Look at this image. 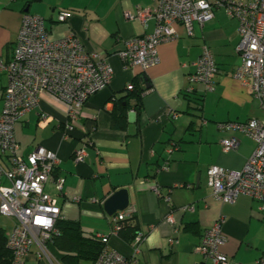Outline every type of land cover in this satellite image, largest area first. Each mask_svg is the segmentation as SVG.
<instances>
[{
	"label": "crops",
	"instance_id": "crops-1",
	"mask_svg": "<svg viewBox=\"0 0 264 264\" xmlns=\"http://www.w3.org/2000/svg\"><path fill=\"white\" fill-rule=\"evenodd\" d=\"M137 5L155 9L157 0H0V58L6 62L13 58L22 16L30 13L45 19L51 39L74 33L87 51L106 56L114 69L110 85L89 98L68 133L64 105L45 94L16 125L20 152L28 155L43 146L58 154L53 175L65 178L59 194L62 220L79 222L99 238L111 230L105 201L117 190L129 189L130 206L136 208L134 230L146 231V239L135 245L119 233L108 242L129 258V264H213L196 247L220 218L227 239L221 250L242 264H264V213L259 203L245 194L223 202L208 186L211 165L242 169L256 147L244 133L220 131L217 123L262 116L251 89L233 76L239 61L238 21L218 8L212 20L195 26L192 36L178 25L181 37L160 45L157 65L127 70L118 55L125 41L152 33L156 26L155 19L126 17V12L136 14ZM63 10L73 16L60 23L57 16ZM204 44L211 47L218 65L214 89L196 83L190 93V76ZM131 82L134 88L129 90ZM136 83L146 89L140 100L132 93ZM7 84L6 73L0 71V116ZM231 136L240 144L224 151L221 140ZM80 149L85 155L78 163L75 154ZM10 160L9 153L0 151V168L9 169ZM153 185L170 200L158 197ZM47 190L57 194L52 181ZM171 213L178 232L166 220ZM14 222L0 214L7 233ZM170 238L178 242L171 244ZM26 264L38 262L31 255Z\"/></svg>",
	"mask_w": 264,
	"mask_h": 264
},
{
	"label": "built area",
	"instance_id": "built-area-1",
	"mask_svg": "<svg viewBox=\"0 0 264 264\" xmlns=\"http://www.w3.org/2000/svg\"><path fill=\"white\" fill-rule=\"evenodd\" d=\"M218 8L225 9L238 21L239 61L233 76L251 89L262 116L217 123L220 131L244 133L255 141L256 147L242 169L211 165L207 173L208 186L213 196L223 202H234L240 195H248L259 203V211L264 213V0H157L155 9L137 5L136 14L126 12V17L142 22L155 19V29L152 33L125 41L118 55L125 69L139 67L145 71L160 62V45L181 37L178 25L192 36L195 26H204L212 20ZM72 16V11L63 10L57 20L64 23ZM195 67L190 76L192 85L187 92H194L193 84L196 83L212 91L218 65L209 45L202 46ZM0 71L5 72L8 79L0 116V151L11 157L10 168H0V214L15 221L7 233V245L13 254L12 264H26L31 255L38 261L45 259L48 264H62L50 250L52 238L58 234L57 223L62 218L59 194L63 192L65 178L53 175L60 159L56 152L43 146L23 155L16 138V125L48 94L65 107L67 133L74 130L89 98L110 85L114 69L106 56L87 51L76 34L51 39L43 17L24 13L13 58L7 62L0 58ZM133 88L134 83H129L128 89ZM239 144L240 140L235 136L221 140L224 151L234 150ZM168 151L172 152L173 148ZM84 155V149L77 150L76 162L83 161ZM50 181L56 195L47 190ZM152 189L158 197L170 200L169 194L163 196L159 186L153 185ZM135 216L136 208L131 206L108 216L110 234L100 236L104 247L94 264H129V258L112 249L108 242L111 235L119 234L123 221ZM166 220L175 232L179 231L172 213ZM223 223L224 219L220 218L206 229L196 251L210 258L213 264H242L221 250L227 240ZM146 236V231H137L134 244L144 242ZM169 241L171 244L178 242L176 238Z\"/></svg>",
	"mask_w": 264,
	"mask_h": 264
},
{
	"label": "trees",
	"instance_id": "trees-1",
	"mask_svg": "<svg viewBox=\"0 0 264 264\" xmlns=\"http://www.w3.org/2000/svg\"><path fill=\"white\" fill-rule=\"evenodd\" d=\"M136 84V88L132 93L140 100L142 92L146 89ZM121 118L124 120L126 116L122 115ZM135 218L136 216L131 220L123 221V227L119 232L128 239H134L137 233L135 231L137 226L133 224ZM57 227L58 234L52 238L50 250L59 258L61 263L94 264L104 247L102 239L96 234L87 233L81 224L76 221L62 220L61 218L57 223ZM6 233V228L0 225V264H12L13 262V254L7 245Z\"/></svg>",
	"mask_w": 264,
	"mask_h": 264
},
{
	"label": "water",
	"instance_id": "water-1",
	"mask_svg": "<svg viewBox=\"0 0 264 264\" xmlns=\"http://www.w3.org/2000/svg\"><path fill=\"white\" fill-rule=\"evenodd\" d=\"M129 206H130V192L128 188H121L117 190L104 203V208L108 216H113L118 211H123Z\"/></svg>",
	"mask_w": 264,
	"mask_h": 264
},
{
	"label": "rangeland",
	"instance_id": "rangeland-1",
	"mask_svg": "<svg viewBox=\"0 0 264 264\" xmlns=\"http://www.w3.org/2000/svg\"><path fill=\"white\" fill-rule=\"evenodd\" d=\"M37 262H38V264H48L47 261H46L45 259H43V260H41V261H38V260H37Z\"/></svg>",
	"mask_w": 264,
	"mask_h": 264
}]
</instances>
